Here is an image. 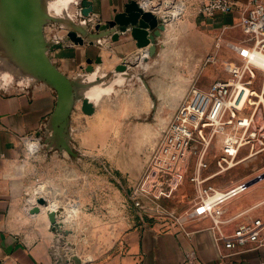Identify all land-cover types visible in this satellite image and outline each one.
<instances>
[{"label":"crops","instance_id":"crops-1","mask_svg":"<svg viewBox=\"0 0 264 264\" xmlns=\"http://www.w3.org/2000/svg\"><path fill=\"white\" fill-rule=\"evenodd\" d=\"M94 1L95 15L103 14L105 19L115 9L122 11L129 0ZM150 1L158 3L160 0ZM237 1L239 5L245 6L249 0ZM147 8L153 10L152 7ZM181 14L180 21L177 16L174 17L173 22L167 24L166 30L158 37L164 45H158L157 55L161 51H168L167 59L179 62L178 66L175 64L176 72L171 77L179 83L169 85L170 89L161 81H154L155 84L149 81L151 92L158 90L165 98L157 105L159 112L165 108L176 110L183 99L181 97L201 76L205 78L197 83L199 86L207 88L212 84L209 78L215 75L211 74V70L190 72L183 78L176 74L180 67L199 65L205 53L214 48L217 35L234 28L239 22L237 10L204 17L196 7L188 4ZM197 26L209 31L205 50L199 47L198 37L203 32H196ZM102 41H111L112 46L73 45L67 42L69 45L54 52V60L63 72L72 75L88 57L101 55L104 60L102 67L106 71L125 57L139 60L143 56V51L138 49L136 40L129 33L121 34L117 41L111 40V37ZM237 41L228 36L226 38L229 49H232L230 44ZM231 51L238 55L237 51ZM147 63L148 67L153 64L151 60ZM145 68H141L144 74L148 73ZM177 85V99L175 95L176 100L166 99V94L170 90L175 91ZM141 92L142 89L137 90L136 94L124 93L117 85V89L100 106L97 105L95 112L88 118L74 113L73 141L81 147L80 162H85L86 157L94 154L91 148L98 138L101 143L105 142L101 150L107 147V136L91 133L92 123L105 117H111L115 122L134 112L151 110L149 96H143ZM56 100V92L43 83L23 90L0 89V264H58L50 252L55 232L51 230L47 212L53 207L57 208V203L60 207L55 220L62 223L63 229L70 231L63 235L75 244L72 249L75 259L66 264H264V245L238 253H233L223 245L219 248L210 228L213 224L210 217L188 220L186 229L192 232L191 235L178 228H165L155 220L143 219L139 212L135 218L116 213V217L109 222L107 206L124 202L121 190L115 191V196L109 195L105 179L94 175L87 165L70 164L56 153L51 154L50 166L44 165L45 154L42 152L32 156L29 140L40 138L36 135L53 112ZM263 187L256 182L245 193L219 206L217 216L226 218L263 199L264 196L257 197L255 192ZM39 197L48 199L47 206H41L40 212H30L37 204L35 198ZM221 251L227 255L223 256Z\"/></svg>","mask_w":264,"mask_h":264},{"label":"built area","instance_id":"built-area-1","mask_svg":"<svg viewBox=\"0 0 264 264\" xmlns=\"http://www.w3.org/2000/svg\"><path fill=\"white\" fill-rule=\"evenodd\" d=\"M181 4L184 8L188 4L196 7L205 17L237 10V26L245 37L231 44V48L237 51L239 60L226 65V78L214 80L207 88L196 81L190 86L151 148L145 170L130 197L136 206H142L143 219L146 215L165 228H178L188 235L192 234L186 229L188 220L210 217L217 246L223 245L233 253L243 252L264 245V198L226 218L218 217L217 210L263 180L264 172L224 188L213 184L211 179L240 162L242 147H251L245 159L264 151V118L258 119V109L264 106V84L261 89L253 85L257 69L264 71V0H249L245 6L237 0H181ZM218 59V52H212L204 63H216ZM215 136L222 140L218 172L204 175L208 167L205 155ZM195 142L202 146L192 176L197 195L194 207L178 214L161 197L173 185L179 164ZM221 254L227 255L222 251Z\"/></svg>","mask_w":264,"mask_h":264},{"label":"rangeland","instance_id":"rangeland-1","mask_svg":"<svg viewBox=\"0 0 264 264\" xmlns=\"http://www.w3.org/2000/svg\"><path fill=\"white\" fill-rule=\"evenodd\" d=\"M78 7H79L78 4L73 3L71 8L73 10H77ZM69 11L72 12L70 9ZM52 13H54V11H52ZM159 14L163 15V13H159ZM180 16H182V14L178 15L177 18L178 17L180 18ZM44 32L47 39L52 40L53 38H56L59 40L61 39V37H63L64 33H66V30L60 28L59 25L56 23H48L45 24L44 26ZM196 32L198 33L203 32V34H201L198 38L200 40L199 47L202 50H205L206 47L205 45L209 38L207 35L209 31L206 28H200L199 26H197ZM227 36L232 40H240L245 37L243 31L238 26H235L234 28L226 29L225 31H221L216 37L214 48L210 52L205 53L203 59L200 60L199 65H196L191 68L180 67L178 70L179 73L177 75L180 76V78H183L187 76L186 74H188V72L199 73V72H204L205 70H211V74L215 76L209 78L210 79L209 82L212 83L215 79L225 78L227 76L226 65L231 61L239 60L236 54L233 51H231L232 49L228 48V45L226 44ZM100 46H104V44H101ZM58 49L61 48H53L48 52L49 56L53 60L55 57L54 52ZM216 51L219 54L218 62L216 63L209 62L205 64L204 59L206 58V56L209 53ZM168 56L169 54L167 51L163 54L160 63L159 62L153 63L151 64L152 66L150 65L149 68L146 67L145 70L147 69L148 71V73L146 74H144L141 71V69H139L143 77L142 76L141 77L136 76V78L126 77L125 81L119 82L115 80L114 78L115 75H112V77L104 79L105 85L107 87L112 85L113 89H117V84H122L118 86V88H121L124 91V93L133 92L134 94H136L137 90L142 89V87L143 88L145 87L143 86L142 78L147 82V85L149 86H150L149 81L151 82L161 81L162 83H164L165 81L168 87L169 85L173 84V82L178 83L177 79L173 80L171 78L172 75L170 76V74H174L176 72L175 64H177L178 66L179 62H174V61L172 62L167 60ZM92 59L94 60L95 58ZM86 65H87V58H85L84 64L81 67H78L77 70L75 71V74L72 75H76V72L78 71H83L82 67ZM163 66L164 69H162ZM112 69L106 71L110 72ZM137 70L138 68L135 69V72H137ZM15 72L16 69H14V72H12V74L9 75L8 73L0 69L1 90H13V91L23 90L24 88H29L31 86L42 83L39 81L28 83L25 78H22V74ZM129 73L131 74V72ZM181 73L182 76L180 75ZM200 78L201 79H198L197 83L198 82L200 83V81L204 80L205 76L203 75ZM263 84H264V71L261 69H257L256 79L254 80L253 85L257 89H261L263 87ZM177 89L173 91L174 93H172L171 91L168 92L169 94H166V99H170V98L175 99L176 97L174 98V96L172 95H176L178 93ZM157 91H155L156 93L151 92V90L146 92V96L147 97L149 96V100L154 101L156 103L154 106H150L151 108L150 111H142L137 113L134 112L130 115H126V117H124L122 120L119 118L115 122L112 121L111 117L110 118L105 117L102 120L99 119L97 122L92 123L93 129L91 133H95L97 136H101V137L107 136V147L106 149L104 148V151L101 150L102 149L101 146L102 144H105V142L101 143V140L97 137L98 139L96 140L93 148H91L94 154H92L91 157H86L85 162L83 161L80 162V157H75L67 150L60 151L58 147H53L50 145L49 136L51 134V131L47 130L48 118L45 121V124L38 133V135H36L40 137L39 140L41 144L40 148L38 150L33 151L30 147V150H32V156H35L36 153L42 152L43 154H45L44 165L50 166L49 164L52 163L51 154L56 153L61 157V159L68 161L70 164L73 165L76 164L77 166L87 165L89 169H91V172L94 175H96L97 177L101 176L103 179H105L109 186L108 188L109 195L115 196V191L121 190L123 193L124 202L118 205L107 206L106 212L109 222L114 217H116V215L114 216V214L116 213L118 214L121 213V215L123 216L130 215L133 216V218L137 217L138 212L140 213V215H142L143 214L142 206L139 207L136 206L132 202L130 194L134 187V184L142 176L145 170L151 148L154 146L156 140L160 137L165 126L168 124L170 118L172 117V112L175 110V109L165 108V109H161L159 112V108H157V105L161 103L160 100L163 101L165 98L164 96L162 97L158 95V93L160 94V92L158 91L157 93ZM105 95L107 94H104V96ZM159 96L161 98H159ZM98 105L100 106L101 103H99ZM74 113L80 114L84 118H88V116H90L89 114L84 113L83 110L81 109V102H78L76 104V107L73 111V115ZM123 114L125 115V112ZM73 115L71 116V120L73 118ZM263 118H264V106L261 105L258 109V119L262 120ZM149 126L151 128H146ZM70 129H71L70 132L71 147L73 148V151L79 154V148L81 147L79 146V143L75 145L73 141V131H74L73 120L71 122ZM221 145H222V140L220 136L219 137L215 136L212 139L205 155L206 161L208 162V167L204 169V175H211L218 172L217 157ZM201 147L202 146L196 142L191 146L190 150L186 153V155H184L181 163L178 166L176 179L173 185L165 192L166 194H163L161 197L165 205L174 209L178 214H184L186 211L194 207V200L197 195V188L194 181H192V176L194 175L196 167L198 165V153ZM250 152H251L250 146L242 147L239 154L240 162L234 167L217 174L211 179V181L218 187L224 188V187L232 186L242 180L252 178L258 172H264V151L259 152L254 157L245 159ZM258 182L259 184L264 186V179ZM255 192L257 193V197L264 196V189H257L255 190ZM103 209L105 208L103 207ZM143 217L146 220H152V218H149L146 215H143Z\"/></svg>","mask_w":264,"mask_h":264},{"label":"water","instance_id":"water-1","mask_svg":"<svg viewBox=\"0 0 264 264\" xmlns=\"http://www.w3.org/2000/svg\"><path fill=\"white\" fill-rule=\"evenodd\" d=\"M73 3L78 4L77 10L71 8ZM172 4V0L163 1L165 7ZM2 5L6 12L5 18L11 25L10 37L16 49L15 53L19 57L24 74L30 77L28 83L39 81L56 92V104L48 118L47 130L51 131L50 145L58 147L60 151L67 150L75 157H79V154L73 151L69 138L70 116L73 115L78 102H81L83 112L89 115L95 112L97 104L88 97L78 98L75 95V76L63 72L49 56V50L67 46L69 45L67 41L76 45L96 46L104 44L106 47H111V41L105 43L102 40L111 37V40L117 41L121 34L129 33L136 40L138 49L145 51L140 59L148 62L157 55L158 45H163L159 42L158 37L167 28L166 17L159 14L160 12L148 9L142 0H129L124 4L122 11L115 9L108 18L104 19L103 14L95 15L94 0H73L69 4V9L73 12L74 19L79 24L81 22L79 20L84 21V24H80L81 26L77 28L63 26L48 16L43 0H2ZM48 18L50 20H47ZM48 23H56L60 28L66 30L61 39L56 42H49L44 32V26ZM140 59L132 60L130 57H125L113 69L136 73L135 69L139 66ZM103 63L104 60L101 55H98L94 60L87 58V65L82 67V72H96L97 77L100 78L97 73L103 69ZM112 70L107 72V78L112 77ZM140 75L142 76L141 72ZM132 78H136V75L134 74ZM55 136L60 138L58 145L52 143ZM46 201L44 197L37 198V202L40 204H46ZM38 211L37 204L30 209L32 213ZM50 220L51 230L55 232L50 252L58 264L69 263L71 259H75L72 257V249L75 244L66 240L63 234H68L70 231L63 229L62 223H59L52 216H50Z\"/></svg>","mask_w":264,"mask_h":264},{"label":"bare ground","instance_id":"bare-ground-1","mask_svg":"<svg viewBox=\"0 0 264 264\" xmlns=\"http://www.w3.org/2000/svg\"><path fill=\"white\" fill-rule=\"evenodd\" d=\"M73 0H43V5L45 8V12L48 14V16L52 17L54 20H57L59 22V24L63 25V26H73V27H80V24H84L83 20H79L81 21L80 24L74 19V15L72 14V12L69 11V4L72 2ZM75 1V0H74ZM143 2L149 6L152 7L153 10H155V12H160L163 13L164 16L167 19V24H171L172 19L178 15H180L181 13H183L184 11V6L181 4V0L178 1H174L171 6L169 7H165L163 4L160 5L159 2L155 3V2H151L150 0H143ZM158 4V5H157ZM52 11H54V13H52ZM6 17V12L4 10V7L2 5V0H0V69L6 73H8L9 75L12 74V72H14V69H16L15 73H19L22 74V78H25L27 80V82H29L30 77L27 76L26 74H24L23 72V68L20 65V61H19V57L16 55L15 53V48H14V44L13 41L11 40L10 34H11V29H10V23L7 21ZM179 18V17H178ZM47 20H50V18H48ZM173 24V23H172ZM178 31V30H177ZM166 32V31H165ZM170 33V32H169ZM173 33V32H172ZM167 35V34H166ZM179 35V34H178ZM171 37V36H170ZM172 38V37H171ZM176 38V37H175ZM171 40V39H170ZM58 41V39L53 38L52 40H49V42H56ZM173 43V42H172ZM164 45V44H163ZM166 46V44H165ZM230 46H232L230 44ZM169 47V46H168ZM163 49V48H162ZM170 49V48H169ZM177 49V48H176ZM167 52V51H166ZM170 52V51H169ZM143 55L145 54V51L142 52ZM165 53V51H161L160 54L156 55L155 57H153L151 59V61L153 63H160L162 60V56ZM172 54V53H171ZM142 56V55H141ZM140 58V57H139ZM168 58V57H167ZM202 58V57H201ZM134 59V58H133ZM171 59V58H170ZM200 59V58H199ZM198 59V60H199ZM168 60V59H167ZM166 60V61H167ZM165 63V62H164ZM147 62L142 61V59H140V64L137 67L138 70L136 73H129V71H116L115 69L112 70V75H115L114 78L115 80L121 82V81H125L126 77H133L134 74L138 77H141L140 75V71L139 69L141 68H145L148 67ZM165 65V64H164ZM198 65V64H197ZM152 66V65H151ZM196 66V65H195ZM97 68H99V65H97ZM149 68V67H148ZM157 68V67H156ZM164 69V66L163 68ZM147 70V69H146ZM152 70V69H151ZM155 70V69H154ZM147 72V71H146ZM162 73V72H161ZM189 73V72H188ZM100 75V78L97 77L96 72L94 73H89V72H82V71H78L76 72L75 76V80H76V84H75V95L78 98H83V97H88L90 99H92L93 101H95V103L98 105L99 103H102L104 101L107 100V96H109V94L113 93V91H115L116 89H113V86L110 85L109 87H107L105 85V80L107 78V71H105L104 69H100L99 72L97 73ZM172 75V74H171ZM177 75V74H176ZM182 76V73L180 74ZM195 75V74H194ZM176 77V76H175ZM180 77V76H179ZM190 78V77H189ZM192 79V78H191ZM154 80V79H153ZM157 80V79H156ZM174 80V79H173ZM142 83L143 86H145L144 88L142 87V92L141 95L146 96V92L150 91V86L147 85L146 81L142 78ZM154 83V81H153ZM158 83V82H157ZM174 83V82H173ZM179 83V82H178ZM184 83V82H183ZM190 83V82H189ZM155 84V83H154ZM165 84V81L164 83ZM166 85V84H165ZM175 85V84H173ZM181 85V84H180ZM152 86V85H151ZM156 86V85H155ZM158 86V85H157ZM161 86V85H160ZM178 86V85H177ZM183 87V86H182ZM188 87V86H187ZM157 88V87H156ZM173 88V87H171ZM179 89V86L177 87ZM154 89V88H153ZM175 89V88H174ZM177 89V91H178ZM169 90V89H168ZM172 93H174V90H170ZM185 91V90H184ZM117 92V91H116ZM187 92V91H186ZM139 93V92H138ZM156 93V92H155ZM158 93V91H157ZM162 93V92H161ZM182 93V91L180 92V94ZM185 93V92H184ZM104 94H107L104 96ZM119 94V93H118ZM178 94V93H177ZM176 94V95H177ZM179 94V95H180ZM158 95H160L158 93ZM172 95V94H171ZM176 99L178 97V95L176 96ZM182 95V94H181ZM185 95V94H183ZM162 96V94L160 95ZM159 96V98H161ZM174 96V95H172ZM183 97H181L182 99ZM109 99V98H108ZM175 99V100H176ZM174 100V101H175ZM162 101V100H160ZM132 102V101H131ZM150 106H154L156 103L154 101L149 100ZM171 104V103H170ZM180 104V102H179ZM130 105V104H127ZM70 120H71V116H70ZM71 122L69 123V138L71 139ZM102 123V122H101ZM146 128H151L146 127ZM151 131V130H149ZM148 132V131H147ZM152 133V132H151ZM145 134V133H144ZM151 135V134H150ZM153 136V134H152ZM29 138V137H28ZM33 138V137H32ZM40 139V138H39ZM39 139L35 138L32 140H29V145L31 147V149L33 151L38 150L41 146ZM59 136L58 138L55 136V138L52 140V143L54 145H58L59 144ZM28 141V140H26ZM48 142V141H47ZM28 144V143H27ZM67 157V156H66ZM69 158V157H68ZM43 190V188H42ZM52 190V189H51ZM35 192V191H34ZM48 192V191H47ZM46 199V198H45ZM53 199V198H52ZM48 200V199H47ZM32 202V201H31ZM37 203V206L39 207V211H41V206H47V204H40L37 202V198H35V201ZM33 202V203H34ZM56 203V202H55ZM52 206V205H51ZM54 206V205H53ZM59 203H57V208L53 207L51 210H48L47 212L49 213V216H52L53 218L57 219V214H58V210H59ZM44 209V208H43ZM44 212V210H43ZM59 215V214H58Z\"/></svg>","mask_w":264,"mask_h":264}]
</instances>
